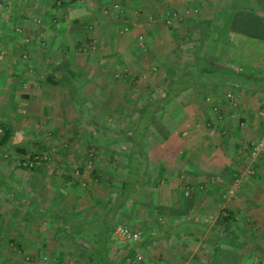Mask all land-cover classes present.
<instances>
[{"label":"crops","instance_id":"1","mask_svg":"<svg viewBox=\"0 0 264 264\" xmlns=\"http://www.w3.org/2000/svg\"><path fill=\"white\" fill-rule=\"evenodd\" d=\"M100 1L0 2V261H20L15 252L23 250L34 260L53 245L50 232L57 223L67 226V250H91L78 229L104 211L94 212L92 193H83L71 174L75 161L84 167L81 149L91 144L93 159L87 160L98 179L110 173L104 175L107 185L118 178L116 168L127 169L130 157L139 163L145 157L144 174L134 185L148 186L144 204L170 219L145 229L128 253L139 249L154 264H264V152L253 175L245 170L249 143L260 131L264 82L247 89L192 79L175 91L181 86L166 82L164 69L162 82L134 83L137 55L129 41L108 34H86L87 39L78 32L82 22L93 25L91 10ZM239 6L251 20L231 18L228 25L238 30L213 41L235 47L230 62L238 58L264 77V0H224V9ZM37 10L44 19H34ZM86 41L107 50L81 55L76 48ZM253 45L259 46L255 63L248 56ZM44 65L54 82L37 76ZM124 67L127 75L118 78ZM141 119L147 124L139 142L133 130ZM33 152L52 158L31 167L19 163ZM237 172V187L225 194ZM91 255V263L101 264Z\"/></svg>","mask_w":264,"mask_h":264},{"label":"rangeland","instance_id":"2","mask_svg":"<svg viewBox=\"0 0 264 264\" xmlns=\"http://www.w3.org/2000/svg\"><path fill=\"white\" fill-rule=\"evenodd\" d=\"M97 4H94L96 9L91 10V13H94V16H92L93 19L91 20V23H93V25L85 26V22L84 24H82V22L80 26H78V29H80L78 32L79 34L85 36L86 34H91V38L95 36V34H108L114 38L121 40L123 44L125 43V41L127 42V44L130 43V46L133 47V51L137 55L135 62L136 64H138V68L137 70H135L138 74L137 76L134 77L133 75L132 77L134 83L137 84H141L144 82L143 84L148 86L151 82H162L164 77L162 75V71L166 66L174 65V67H180L184 63L191 61V59H193V57L199 51L202 43L206 41L205 38L208 37V31L213 34V30L217 28L214 35H223V32L218 30L219 28L217 22L221 21L220 17L223 12L224 0H101L98 6ZM12 13H14V11H12ZM32 13L36 14L34 15V19L36 17L38 18L37 11ZM167 14H173V17L169 22H166ZM72 15L77 17L76 12H74V14ZM10 16L12 20L8 18L7 19L14 23V17H12V14H10ZM70 17H68L67 15V19H69ZM40 23L47 25L44 21H40ZM215 23L217 24L215 25ZM100 25H102V27ZM123 26H126L127 29L122 30ZM71 27L73 26L70 24L68 28ZM69 33L71 32L67 31L68 35ZM139 33L143 35V40L146 43L144 49H141L137 45L138 42L136 36ZM206 42L209 43L208 40ZM211 43L213 46L212 48L214 49L215 44L213 41ZM218 45L219 44L217 43V47ZM235 45H238V43H235ZM232 49L230 48L229 44L226 45V50H223L219 54V58L216 59L214 63L216 65L224 62L233 65L240 63L238 58H234L233 61L231 60L230 62L229 57H236L237 53V51H234V49H236L235 47H233ZM69 50L71 51L73 50V48H69ZM76 50L81 53V55H86L91 52H99L100 50L106 52L107 47L101 49L95 43L86 41L83 42V45L80 44V46L76 48ZM208 50L209 49L207 45L204 54L208 55L209 52H211ZM24 54L25 53H23V55ZM256 55L257 54L255 51H249L248 56H253V58L250 59L252 60V63H255V61L258 60L256 59ZM164 56H167V58H164ZM124 68L127 69L128 67ZM155 68L156 70L153 71V69ZM41 69L43 70V72L41 71L40 73H38V75H36L43 79L48 72L46 71L48 70V67L44 65L43 67H41ZM0 73H2V71H0ZM143 74H145V78H142ZM126 75L127 74H125L124 71H121L120 75H118L117 77L119 78ZM3 76L4 74H0V78H3ZM143 79L146 81H143ZM160 79L162 81H160ZM137 84L136 86L140 87V85ZM137 95L139 96L140 93L138 92ZM75 100H77L76 97ZM146 124L147 122L145 121V119H141V122L137 123L136 125L135 133L133 130V134L136 136L134 137L139 142L141 141L140 138L142 134L145 132ZM60 140L64 141L65 139ZM91 146V144H88L81 149L86 154V158L90 161H92L93 159V150ZM43 153H45L43 154L45 155L43 161H50L52 158L51 154H48L47 152ZM137 157L138 155H136L135 160L137 159ZM87 159L85 161L86 163L84 165V168H93L92 163ZM256 159L257 158H253L251 160L252 163L250 164V167L252 168V172H247V174L249 173L250 175H253L255 173L257 169ZM144 162L145 157L144 159H142L141 163L133 161L130 157V162L127 166L129 171L125 180L127 189L126 191H128V195L126 200L117 206L112 224L110 225L109 230L106 231V252L108 256L111 257V259L118 260L121 262V264H137L135 260L127 256V248H129L132 243L136 241L138 242L140 240L145 229H147L148 227L154 228V225H157V221L167 223L170 220H168L166 217L164 218L161 214L151 211L144 204V193L148 186L146 187L143 184L134 186L132 185V183L134 184L138 182L140 180V176L144 174ZM74 163L75 165H73V168L80 166L77 161H75ZM125 172L126 170L124 167L116 168L113 174H116L118 178H110L109 183L111 185L105 184L106 176L104 175L110 174L108 171H104L103 177H101L102 174L100 172L101 180L98 178L96 179V176L94 175L89 176L86 169H83V171H79L77 173L75 171H72L71 174L73 175V177L77 178L80 184H83L85 182V184L81 186L84 189L83 193H85L84 191H89L92 193L91 200H94L93 204L96 203L94 212H97V214L100 215V211H104L107 208V206L111 201H113L116 193L119 190V184H113V181L119 180L121 184L122 178L120 177H123L125 175ZM147 173L152 174V171H148ZM240 176L241 173L239 172L234 174V177L240 178ZM129 190H131V192H129ZM148 210L150 213L148 212ZM54 214H61L60 208ZM151 215L153 217H151ZM90 218L95 219V217ZM84 221L88 223V218H86ZM107 222H109V220H107ZM115 224H123L131 230L139 231L137 238L131 241L121 240L116 237L113 238L111 236V230L113 228V225ZM55 227V229L51 228L50 232L54 237H56L53 245H50V247L47 248L43 247L40 252H37L35 254L36 257L34 260L27 259L25 256H27V254L29 253L26 250H23L20 252H15L20 261H0V264H77L78 262L76 263L75 261H85L82 262V264H95L90 262L96 261L93 260V258H90L92 257L90 249H88L87 251H83L84 248L75 249L69 246L70 250H67V226L62 223H57L55 224ZM91 228L92 226L89 230H92ZM84 247H88V245L85 244ZM189 247L193 248L194 246L189 245ZM135 250L141 254L143 261H150V259L144 258V253L142 251H140L139 249Z\"/></svg>","mask_w":264,"mask_h":264},{"label":"trees","instance_id":"3","mask_svg":"<svg viewBox=\"0 0 264 264\" xmlns=\"http://www.w3.org/2000/svg\"><path fill=\"white\" fill-rule=\"evenodd\" d=\"M65 2L66 0H51L50 5L58 6ZM240 8L241 6L234 7V9H231V8L224 9L223 8V12L220 17L221 21L217 22L219 31H222L223 33L226 31L227 33H229L230 31L236 32L235 30H238L237 27H234V26L230 27V25H228V20H230L231 18H235L237 22L243 21V19L251 20L252 15H250L251 14L250 12H252L253 10L251 9L250 12L248 13V15H250V18H248V16H245L244 14H242L243 11H241ZM37 13H38V18L40 17L41 19H44L43 11L37 10ZM224 22L226 24H224ZM217 23H215V25ZM216 30L217 28L213 30V34L210 31L207 32V34L208 33L209 34H208V37L205 38V40L206 41L208 40L209 43L206 41L203 42L202 46L199 49L198 54H196L193 57V59H191V61L184 63L180 67H174V65L173 66L171 65L172 67L171 66L165 67V74H167L166 76L169 77V80H166V82L168 81V83H170L171 86L174 83H177L181 86L180 89L176 88L175 91L181 90L183 88L184 82H186L187 80L188 81L192 80V79L206 81V82H216V83H221V84L223 83V84L235 86L237 88L246 87L248 89L247 86L248 84H251V83H253L252 86L254 88L258 89L261 87L262 83L264 82V79H263L264 77L259 75L256 71H252L253 69L245 67L244 63H241L239 61L240 63L234 64V65L232 64V66L228 65V63L226 62L220 63L219 65H216L214 63V61L219 58V54L223 50H226V45H227V42H224L222 39L220 42L213 41V40H217V38L214 37V33ZM212 41L215 44L214 48L217 50L215 51L216 55L210 54V52L208 55L204 54L207 48V45L209 49L208 51L214 50L212 48L213 47L211 43ZM217 43L219 44L218 48H216ZM137 45L141 49H144L146 46V43L143 40L142 44L137 43ZM258 47L259 46L257 45L255 46L253 45L250 47V51L251 52L259 51ZM233 59L234 58L231 57L232 61ZM126 70L127 69L124 68V72H126ZM154 70H156V68L153 69V71ZM44 78L50 82L55 81L53 76L50 74L45 75ZM28 155L30 156V154ZM20 160H23V159H20ZM83 169L87 170V174L89 176L94 175L96 176L95 177L96 179L99 178L98 173L93 168L87 169V168L79 166V167L73 168L71 172L75 171L77 173L79 171H83ZM128 171L129 170L127 168L126 175L121 180V184L120 182H117V184H119V190L116 193V196L113 199V201H111L110 204L107 206V208L104 210L102 217L101 216L98 217L93 222L87 224L83 229H78V231H81V238H84V240H86L90 244L93 256L96 257L101 264H117V262L115 261H118V260L111 259V257H109L106 252V242H107L106 231L109 230L110 225L112 224L117 206L123 203V201H125L127 198L128 191H126L127 189H126L125 180L127 178ZM83 184H85V182ZM83 184H80V185L82 186ZM132 185L134 184L132 183ZM129 192H131V190H129ZM107 220H109V222H107ZM91 226H92L91 228L92 230H89Z\"/></svg>","mask_w":264,"mask_h":264},{"label":"built area","instance_id":"4","mask_svg":"<svg viewBox=\"0 0 264 264\" xmlns=\"http://www.w3.org/2000/svg\"><path fill=\"white\" fill-rule=\"evenodd\" d=\"M172 17H173V14H167L166 22H169ZM125 29H127V27L123 26L122 30H125ZM136 39L139 44L143 43L142 34L140 33L137 34ZM227 97H229L230 99L234 98L231 92L227 93ZM259 119H260V131L258 135L253 140L250 141L249 149L247 151V155L249 157V165L246 166L245 170H247L249 173L252 172V168L250 167V164L252 163L251 160L253 158L260 157L262 152H264V108H261L259 110ZM44 158H45V155H43L42 153L33 152L30 156L26 155L25 157H22L21 159L23 160H20L19 163L23 166L31 167L35 163L43 161ZM238 180H239V177L232 178L231 182L226 188L225 194L232 193L235 190V188L237 187L239 183ZM185 191L187 192L188 189H185ZM138 234H139V231L131 230L123 224H115L113 225V228L111 230V236L113 238L116 237L121 240H128V241L135 240ZM129 249L130 247L127 248V252ZM127 256L135 260L137 264H154L152 262L143 261L141 258V255L137 253L136 251H134L133 253L129 252Z\"/></svg>","mask_w":264,"mask_h":264}]
</instances>
